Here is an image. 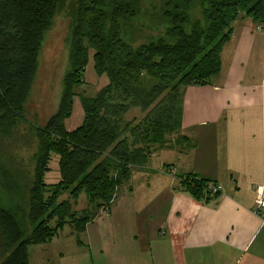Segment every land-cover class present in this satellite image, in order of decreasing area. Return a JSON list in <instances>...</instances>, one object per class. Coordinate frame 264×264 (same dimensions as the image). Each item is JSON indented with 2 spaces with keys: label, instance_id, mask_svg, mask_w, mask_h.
<instances>
[{
  "label": "trees",
  "instance_id": "1",
  "mask_svg": "<svg viewBox=\"0 0 264 264\" xmlns=\"http://www.w3.org/2000/svg\"><path fill=\"white\" fill-rule=\"evenodd\" d=\"M59 2L0 0L1 123L26 118L39 49ZM138 3L76 0L71 68L63 77L60 102L42 127L32 126L39 150L22 211L30 230L24 235L16 214L0 206V264H29L28 246L47 244L66 226L80 234L101 210L110 209L134 167H143L157 149L188 145L177 135L183 90L219 74L223 47L240 16L264 25V0H163L158 14L164 32L134 46L125 41L124 27L138 17ZM194 7L200 8L197 17L190 14ZM90 54L95 73L109 82L95 97L84 98L77 88ZM75 97L82 100L83 123L68 131L64 120L73 113ZM135 108L142 118L126 120ZM175 135V143L168 141ZM54 155L60 180L47 184L44 176ZM215 184L193 176L180 180L197 199H213L207 189ZM67 193L68 199L60 200ZM82 193L89 207L78 213L73 207Z\"/></svg>",
  "mask_w": 264,
  "mask_h": 264
},
{
  "label": "crops",
  "instance_id": "2",
  "mask_svg": "<svg viewBox=\"0 0 264 264\" xmlns=\"http://www.w3.org/2000/svg\"><path fill=\"white\" fill-rule=\"evenodd\" d=\"M258 26L240 16L219 74L183 90L177 135L190 143L157 149L150 159L169 155L155 168L150 159L133 168L125 185L136 175L141 200L135 190L125 191L118 203L128 208L100 213L75 248L59 240L63 229L47 244L28 246L29 264H54L53 245L57 264H264V219L254 211L264 184V25ZM173 137L168 141L175 143ZM190 176L220 185L221 192L197 199L180 185ZM104 220L111 224L101 226ZM68 250L82 259L65 261Z\"/></svg>",
  "mask_w": 264,
  "mask_h": 264
},
{
  "label": "rangeland",
  "instance_id": "3",
  "mask_svg": "<svg viewBox=\"0 0 264 264\" xmlns=\"http://www.w3.org/2000/svg\"><path fill=\"white\" fill-rule=\"evenodd\" d=\"M163 0H139L140 13L138 17L124 27L125 41L132 42L134 46L145 42L144 37L161 36L164 32V25L161 24L158 14L160 4ZM76 0H60L56 8L55 16L52 20V26L45 33L44 39L38 53L37 72L34 76L33 84L30 88L29 95L24 105V113L26 118L16 120L13 123L0 122V206L4 209L13 211L16 214V220L20 225L24 235L30 230L26 215L22 213L27 209V196L28 187L30 186L33 174V165L35 163V156L38 153V137L32 126L42 127L50 116L55 113L59 104V99L62 95L63 77L70 70V30L73 25V19L76 15ZM200 13L199 7H194L190 11L191 17H197ZM84 82L77 88L78 91L83 93V97H95L97 93L105 87L109 79L107 76H99L95 73L92 54L88 63L86 64L85 72L83 75ZM72 115L64 120L65 129L68 131L76 129L83 122L84 111L82 110V100L75 97ZM141 111L137 108L132 109L125 117L126 120L131 121L132 118L139 120ZM175 140V137H173ZM170 147L164 148V150ZM169 151V150H168ZM169 153L162 151L154 158L150 159L148 164L155 168L160 164V161L166 160ZM50 171L44 176L47 184H55L60 179L58 168V157L53 156L49 163ZM133 182L128 185H123L120 193H117V200L112 204L110 209L101 210L105 214L112 211H123L128 208L125 201L122 204L120 197L123 193L135 190L136 198L141 200V187L134 175ZM127 186H130L127 188ZM119 195V196H118ZM69 194L63 195L60 200H67ZM77 204L74 205L75 212H81L89 207L87 197L84 193L79 196ZM118 203V204H117ZM117 205V206H116ZM116 206V209L113 210ZM142 206V205H141ZM101 212V213H102ZM22 213V214H21ZM103 213V215H105ZM104 217V216H103ZM125 224L126 218H122ZM99 223V222H98ZM97 223V224H98ZM111 222L102 221L100 225H109ZM97 226V225H96ZM73 233L74 235L72 236ZM60 241L71 240L73 248L76 247L75 241H81V234L73 231L72 227L66 226L59 234ZM82 248V246L80 247ZM59 246H54L49 251L48 258L51 262L58 263L55 252L58 251ZM75 252L70 250L64 253L65 261L73 259H82V256L74 255ZM82 263V262H81ZM80 263V264H81Z\"/></svg>",
  "mask_w": 264,
  "mask_h": 264
},
{
  "label": "built area",
  "instance_id": "4",
  "mask_svg": "<svg viewBox=\"0 0 264 264\" xmlns=\"http://www.w3.org/2000/svg\"><path fill=\"white\" fill-rule=\"evenodd\" d=\"M261 26L257 27V30H261ZM221 192V186L218 184L212 185L208 187L207 189V195L210 196V198H213L217 196L218 193ZM256 200L254 202V211L257 215H260L264 219V184L257 187L256 190Z\"/></svg>",
  "mask_w": 264,
  "mask_h": 264
}]
</instances>
